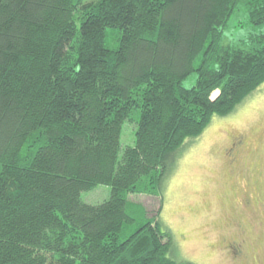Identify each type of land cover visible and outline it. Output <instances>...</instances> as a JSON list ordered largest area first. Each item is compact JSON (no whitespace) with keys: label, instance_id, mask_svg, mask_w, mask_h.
<instances>
[{"label":"trees","instance_id":"obj_1","mask_svg":"<svg viewBox=\"0 0 264 264\" xmlns=\"http://www.w3.org/2000/svg\"><path fill=\"white\" fill-rule=\"evenodd\" d=\"M240 7L255 28L223 44ZM263 83L264 0H0V264H191L128 194L161 196L188 139Z\"/></svg>","mask_w":264,"mask_h":264},{"label":"rangeland","instance_id":"obj_2","mask_svg":"<svg viewBox=\"0 0 264 264\" xmlns=\"http://www.w3.org/2000/svg\"><path fill=\"white\" fill-rule=\"evenodd\" d=\"M254 28L246 8L240 7L231 15L222 43L236 45ZM196 74H189L183 85H194ZM137 119L134 110L122 125L119 157L125 146L134 144ZM179 154L162 183L161 196L145 190L129 193L130 205H140L146 216L158 219L176 256L191 264H264V83L230 113L213 115ZM255 186L261 197L254 198ZM109 193V185L97 184L81 192V198L98 203ZM227 222L239 224L242 233L235 235L238 231ZM231 238L243 239L242 259L235 256Z\"/></svg>","mask_w":264,"mask_h":264},{"label":"flooded vegetation","instance_id":"obj_3","mask_svg":"<svg viewBox=\"0 0 264 264\" xmlns=\"http://www.w3.org/2000/svg\"><path fill=\"white\" fill-rule=\"evenodd\" d=\"M243 137L244 136L242 135L241 138L243 139ZM244 143L242 142V145H240L239 148L235 149L237 153H241L243 146H244ZM234 160H235V158H234ZM238 162H239V159L235 162V166L238 164ZM247 202H248V200H246L245 203H247ZM231 240L235 242L234 244H231V246L236 247V249L234 250L235 256L237 257V259H238V256L240 257L239 259H242V255L244 254L243 239H241L240 241H237V240H234L233 238H231ZM242 262H243V260H242Z\"/></svg>","mask_w":264,"mask_h":264}]
</instances>
